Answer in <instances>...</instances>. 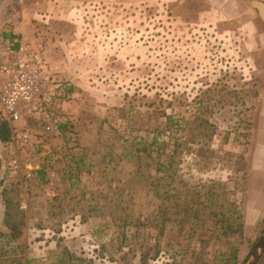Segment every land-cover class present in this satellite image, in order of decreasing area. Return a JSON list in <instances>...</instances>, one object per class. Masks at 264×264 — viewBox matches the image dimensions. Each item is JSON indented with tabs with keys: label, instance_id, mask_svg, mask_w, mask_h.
Masks as SVG:
<instances>
[{
	"label": "rangeland",
	"instance_id": "rangeland-1",
	"mask_svg": "<svg viewBox=\"0 0 264 264\" xmlns=\"http://www.w3.org/2000/svg\"><path fill=\"white\" fill-rule=\"evenodd\" d=\"M6 3L71 91L56 156L28 155L57 175L0 172V264H243L264 230L253 0Z\"/></svg>",
	"mask_w": 264,
	"mask_h": 264
},
{
	"label": "built area",
	"instance_id": "built-area-1",
	"mask_svg": "<svg viewBox=\"0 0 264 264\" xmlns=\"http://www.w3.org/2000/svg\"><path fill=\"white\" fill-rule=\"evenodd\" d=\"M68 97V88L54 77L40 42L0 43V115L9 123L11 135L0 141L4 175L20 176L26 186L33 172L25 166L24 154L34 140L42 141L47 133L59 130L67 119ZM22 207L27 208L26 200Z\"/></svg>",
	"mask_w": 264,
	"mask_h": 264
},
{
	"label": "crops",
	"instance_id": "crops-1",
	"mask_svg": "<svg viewBox=\"0 0 264 264\" xmlns=\"http://www.w3.org/2000/svg\"><path fill=\"white\" fill-rule=\"evenodd\" d=\"M6 1L3 2V0H0V43H2L3 41L6 40H15V39H23L24 37L21 36V34L17 33L16 31L12 30V29H8V28H4L5 25V19L6 18H13L14 14L13 12H8V4L6 3ZM6 3V4H5ZM260 124H262V122L260 121ZM61 131H63L62 128L59 127V130H55L51 133H47L44 138L42 139V141H37L34 140L32 146L28 149V151L24 154V158H23V162L25 164V166L28 169H31L32 172H37V173H42L44 174L45 172L51 174V175H57V173L52 172V164L54 163L53 161H51V163L48 160V164L45 165V158L46 156L43 158L42 161H38L37 159L38 156L35 155V157H32L30 159V157H28V155L32 154L29 153L30 151H34V145H39L41 144L42 146H44L45 148H49V150L45 151V153L51 156V157H55L57 154V150H55V145L59 142V140L61 139L60 136L63 134H61ZM258 137V136H257ZM1 145V142H0ZM1 168V167H0ZM42 169V170H38V169ZM1 173H4L3 169H0ZM3 175V174H2ZM1 179V178H0Z\"/></svg>",
	"mask_w": 264,
	"mask_h": 264
},
{
	"label": "water",
	"instance_id": "water-1",
	"mask_svg": "<svg viewBox=\"0 0 264 264\" xmlns=\"http://www.w3.org/2000/svg\"><path fill=\"white\" fill-rule=\"evenodd\" d=\"M253 6L264 21V0H253ZM264 253V230L256 240L254 247L243 264H258Z\"/></svg>",
	"mask_w": 264,
	"mask_h": 264
},
{
	"label": "trees",
	"instance_id": "trees-1",
	"mask_svg": "<svg viewBox=\"0 0 264 264\" xmlns=\"http://www.w3.org/2000/svg\"><path fill=\"white\" fill-rule=\"evenodd\" d=\"M68 91H71V88H68ZM165 117L167 119V124L170 125L171 123H173V117L170 114H165ZM60 128L64 129L65 126L63 124H61L59 126ZM10 130H9V123L6 120H1L0 122V141H8L10 139ZM143 150H147V148H143ZM231 256L233 259H237V249L236 248H232L231 250Z\"/></svg>",
	"mask_w": 264,
	"mask_h": 264
}]
</instances>
